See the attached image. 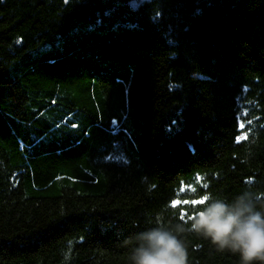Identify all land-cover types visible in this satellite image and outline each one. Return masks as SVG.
Here are the masks:
<instances>
[{
    "label": "trees",
    "instance_id": "1",
    "mask_svg": "<svg viewBox=\"0 0 264 264\" xmlns=\"http://www.w3.org/2000/svg\"><path fill=\"white\" fill-rule=\"evenodd\" d=\"M246 190L264 0H0V264H129L126 238ZM182 238L188 264H240Z\"/></svg>",
    "mask_w": 264,
    "mask_h": 264
},
{
    "label": "clouds",
    "instance_id": "2",
    "mask_svg": "<svg viewBox=\"0 0 264 264\" xmlns=\"http://www.w3.org/2000/svg\"><path fill=\"white\" fill-rule=\"evenodd\" d=\"M194 214L183 223L157 220L155 226L126 238L129 264H188L183 235L194 232L220 252L238 255L240 264H264V201L246 190L230 202L211 194L194 201ZM175 206V205H173Z\"/></svg>",
    "mask_w": 264,
    "mask_h": 264
},
{
    "label": "rangeland",
    "instance_id": "3",
    "mask_svg": "<svg viewBox=\"0 0 264 264\" xmlns=\"http://www.w3.org/2000/svg\"><path fill=\"white\" fill-rule=\"evenodd\" d=\"M141 0H132V3L133 4H137V3H139Z\"/></svg>",
    "mask_w": 264,
    "mask_h": 264
}]
</instances>
